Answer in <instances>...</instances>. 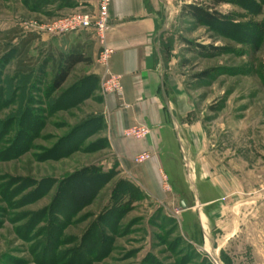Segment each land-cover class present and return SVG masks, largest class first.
<instances>
[{
  "label": "rangeland",
  "instance_id": "374dc122",
  "mask_svg": "<svg viewBox=\"0 0 264 264\" xmlns=\"http://www.w3.org/2000/svg\"><path fill=\"white\" fill-rule=\"evenodd\" d=\"M152 1L164 99L185 124L165 121L149 152L165 160L157 193L139 174L152 156L125 166L111 150L94 62L50 93L59 36L41 34L31 72H16L21 38L83 0H0V150L17 153L0 161V264H264V0H229L203 25L181 15L182 0ZM10 28L19 38L7 45Z\"/></svg>",
  "mask_w": 264,
  "mask_h": 264
},
{
  "label": "crops",
  "instance_id": "0c3cea01",
  "mask_svg": "<svg viewBox=\"0 0 264 264\" xmlns=\"http://www.w3.org/2000/svg\"><path fill=\"white\" fill-rule=\"evenodd\" d=\"M157 10L152 0H112L109 7L112 27L107 33L106 43L112 49V54L108 68L112 74L120 77L122 94H104L100 103L101 114L111 150L125 166L139 153L160 151L165 121L172 123L175 130L185 133V124L171 111L170 103L164 99L165 68L156 41L162 26ZM86 33H90L88 40L84 38ZM74 35L79 50L94 62L97 46L93 34L82 31ZM49 36L42 35V41L48 45L51 44ZM65 36H59L58 40L63 51L73 45V41L68 42ZM100 72L101 68L96 65L94 73L99 77ZM137 124L149 128L148 136L140 140L125 138L123 131ZM184 151H187L185 146ZM154 155L141 165L139 174L150 191L157 193L158 173L164 170L165 160L160 154ZM217 199L211 197L204 201L207 204Z\"/></svg>",
  "mask_w": 264,
  "mask_h": 264
},
{
  "label": "trees",
  "instance_id": "16d2710c",
  "mask_svg": "<svg viewBox=\"0 0 264 264\" xmlns=\"http://www.w3.org/2000/svg\"><path fill=\"white\" fill-rule=\"evenodd\" d=\"M183 4L181 6V15L189 18L195 24L203 25L205 23H217L220 21L221 14L215 9L216 7L228 3L229 0H182ZM20 30L18 28H10L6 32L3 33L2 37L4 42L9 45L13 41L19 38ZM82 32V31H80ZM40 35L36 32H30L25 34L23 38L18 42L17 45L13 47L15 54V69L17 73H30L32 70L31 61L27 62V58L29 57L30 47L34 41L40 39ZM68 34L60 35L65 36ZM189 43V42H187ZM197 51H199L204 56L218 55L221 48L218 47H206L203 45H194ZM211 48V50L209 49ZM188 49H190L188 47ZM0 50H6V46L0 48ZM55 55V56H54ZM48 59L52 61L55 65L54 72H52V76L49 83V91L55 92L58 91L62 85L65 83L69 74L73 70V68L78 64H91V58L89 56H85L81 50H79L78 45L73 44L69 49L63 51L59 48L56 53L53 51H48ZM263 69H264V50H263ZM199 75H197L198 77ZM205 77L203 73L201 75ZM264 80V75H263ZM33 117V116H31ZM34 121V120H33ZM33 121H31L33 123ZM25 136V135H24ZM6 134H0V144L7 143ZM14 143V142H13ZM12 145V144H10ZM10 145L3 150H0V161L10 160L17 157V153L12 152V147ZM21 152L22 149L20 150ZM20 151H17L18 154ZM26 150H24L25 152ZM50 157H56L51 155Z\"/></svg>",
  "mask_w": 264,
  "mask_h": 264
},
{
  "label": "built area",
  "instance_id": "2783aa9c",
  "mask_svg": "<svg viewBox=\"0 0 264 264\" xmlns=\"http://www.w3.org/2000/svg\"><path fill=\"white\" fill-rule=\"evenodd\" d=\"M112 0H83L82 10L70 15L57 18L44 25L35 26L33 31L38 34L60 36L80 31H91L97 46V54L94 59L95 65L101 68L99 73L100 87L103 94H122L120 77L109 71L108 65L112 49L106 43L107 33L111 30L109 7ZM150 133L144 124L133 125L123 131V136L136 140L144 139ZM152 155L142 152L135 156L137 163L148 160ZM166 180V176L164 175ZM167 181V180H166Z\"/></svg>",
  "mask_w": 264,
  "mask_h": 264
}]
</instances>
